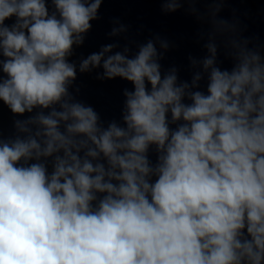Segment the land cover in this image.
Masks as SVG:
<instances>
[{
  "label": "clouds",
  "instance_id": "clouds-1",
  "mask_svg": "<svg viewBox=\"0 0 264 264\" xmlns=\"http://www.w3.org/2000/svg\"><path fill=\"white\" fill-rule=\"evenodd\" d=\"M200 2L162 3L208 25L188 82L162 72L158 36L70 62L102 0H0V101L30 114L0 138V264H264V52L218 18L224 0ZM99 68L133 85L122 123L70 91Z\"/></svg>",
  "mask_w": 264,
  "mask_h": 264
}]
</instances>
